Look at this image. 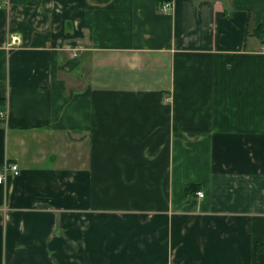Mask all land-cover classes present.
I'll use <instances>...</instances> for the list:
<instances>
[{
    "label": "crops",
    "instance_id": "obj_1",
    "mask_svg": "<svg viewBox=\"0 0 264 264\" xmlns=\"http://www.w3.org/2000/svg\"><path fill=\"white\" fill-rule=\"evenodd\" d=\"M164 1L0 0V264H264V0Z\"/></svg>",
    "mask_w": 264,
    "mask_h": 264
},
{
    "label": "built area",
    "instance_id": "obj_2",
    "mask_svg": "<svg viewBox=\"0 0 264 264\" xmlns=\"http://www.w3.org/2000/svg\"><path fill=\"white\" fill-rule=\"evenodd\" d=\"M173 7V3L171 0H166L163 2V4L161 5V10L164 12H169ZM0 116L2 117V119L6 118L7 113L4 111H0ZM9 174H13V175H18L20 174V168L18 166L17 163H7L4 165V167L2 169H0V183H3ZM199 196H204V193L202 191L198 192Z\"/></svg>",
    "mask_w": 264,
    "mask_h": 264
},
{
    "label": "trees",
    "instance_id": "obj_3",
    "mask_svg": "<svg viewBox=\"0 0 264 264\" xmlns=\"http://www.w3.org/2000/svg\"><path fill=\"white\" fill-rule=\"evenodd\" d=\"M252 19H253V17L251 16L250 18H249V32L250 31H252L251 29H250V26H251V24H250V20L252 21ZM252 33H253V35H255V36H257L258 38H261V39H263V41H264V27L261 25V24H259V25H257V27L252 31ZM197 189V188H196ZM193 190H195V188H193V185H189L188 187H187V191L190 193V191H193ZM263 248V244H259L258 245V250H261ZM262 252V251H261Z\"/></svg>",
    "mask_w": 264,
    "mask_h": 264
}]
</instances>
